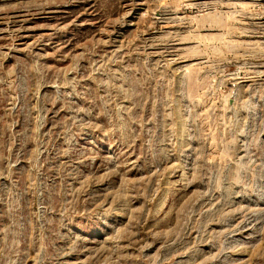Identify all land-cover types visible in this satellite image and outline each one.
<instances>
[{
  "label": "rangeland",
  "instance_id": "374dc122",
  "mask_svg": "<svg viewBox=\"0 0 264 264\" xmlns=\"http://www.w3.org/2000/svg\"><path fill=\"white\" fill-rule=\"evenodd\" d=\"M0 264H264V0H0Z\"/></svg>",
  "mask_w": 264,
  "mask_h": 264
}]
</instances>
